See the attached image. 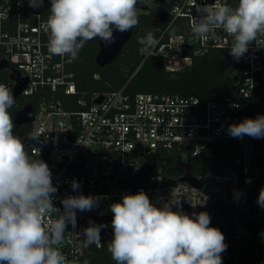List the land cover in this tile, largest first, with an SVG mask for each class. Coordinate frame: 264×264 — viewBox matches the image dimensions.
Listing matches in <instances>:
<instances>
[{"label":"built area","instance_id":"1","mask_svg":"<svg viewBox=\"0 0 264 264\" xmlns=\"http://www.w3.org/2000/svg\"><path fill=\"white\" fill-rule=\"evenodd\" d=\"M158 1L159 10H166L169 19L161 24L164 30L158 38L157 49L163 46L164 54L151 57L157 58L167 72L190 68L196 57L212 49L230 54L234 37L217 28L207 38H194L191 25L193 18L200 15L196 6L220 3L235 8L238 0ZM50 7L51 0H43L38 8L30 7L28 0H0V66L5 64L0 74L7 72L8 76V81L0 84L14 94L17 85L24 83L13 106L31 108L33 120L27 123L31 127L20 139L31 159L48 165L57 188L53 205L62 212L61 201L68 196L100 198L92 210L76 211L75 229L67 226L62 251L68 260L82 264L86 253L102 249L105 241L114 238L110 206L122 202L124 195L142 190L157 207L179 198L180 204L188 206L180 211L193 215L207 210L205 205L212 198L208 192L214 186L219 189L220 184L230 181L216 177L199 187L190 182L183 184L176 176L165 173L163 167L157 169L158 161L189 162L213 143H221L222 153L234 144L245 153V189L259 192L264 184L262 172L258 183L249 176V168L254 165V138H234L228 128L239 124L237 118L244 103L264 96V32L248 45L240 66L234 65L237 90L233 97L203 103L197 96L133 95L123 87L103 94L96 92L87 99L78 90L76 75L70 69L74 60L48 51ZM13 74L18 79H12ZM94 78L99 79V75ZM34 135L38 137L32 138ZM154 165L151 172L141 174L144 167ZM194 179L200 183L203 180ZM73 181L79 185L76 190L72 188ZM172 210L178 211L176 205ZM49 219H55V215L45 217V224ZM90 222L107 225L100 231V247L84 246L83 230Z\"/></svg>","mask_w":264,"mask_h":264},{"label":"clouds","instance_id":"2","mask_svg":"<svg viewBox=\"0 0 264 264\" xmlns=\"http://www.w3.org/2000/svg\"><path fill=\"white\" fill-rule=\"evenodd\" d=\"M139 2L51 0L47 20L49 53L75 60L84 45L97 38L110 47L116 43L114 31L124 33L138 25ZM28 4L38 8L43 0H28ZM196 11L200 15L192 21L194 38H207L214 29H223L234 37L230 54L237 60L248 51L258 33L264 32V0H238L235 8L204 4L196 6ZM138 43L142 55L164 54L165 48L157 49L159 40L152 32L139 37ZM14 103L12 92L0 84V264H76L62 251L66 228L70 224L75 229L76 211L92 210L100 198L68 196L61 201L62 212L53 205L57 188L48 165L31 159L21 139L13 134L8 110ZM228 133L234 138L264 137V115L232 124ZM72 188L76 190L79 185L73 181ZM258 203L264 207V188ZM173 205L180 207L179 198L157 207L141 190L124 195L122 202L110 206L114 238L107 250L116 264H222L221 253L227 248L225 237L218 228L209 227L208 213L189 216L173 211ZM53 215L55 219L45 224V217ZM105 227L90 222L83 230L84 246L100 247V231ZM83 264L89 261L85 259Z\"/></svg>","mask_w":264,"mask_h":264},{"label":"trees","instance_id":"3","mask_svg":"<svg viewBox=\"0 0 264 264\" xmlns=\"http://www.w3.org/2000/svg\"><path fill=\"white\" fill-rule=\"evenodd\" d=\"M137 15L139 23L132 28L133 36L112 64L104 68L96 65L95 59L99 52L97 43L87 42L79 52L78 59L74 60L70 69L76 75L77 87L81 94L89 99L93 93L103 94L125 87L126 92L133 95L165 93L186 97L197 96L203 103L234 96L237 90V70L234 69V65L236 63L240 66L241 57L237 60L223 50L212 49L204 56L196 57L190 68L169 73L157 58L151 56L146 58L142 55L139 52L141 45L138 43V38L145 36L147 32H152L158 39L164 26L156 21L154 13ZM96 74L99 75V79L94 78ZM0 81H8V77L4 75L0 77ZM73 107L78 109L76 105ZM20 111L21 106L10 108L13 124ZM261 115H264V96L262 99L244 103L237 121L240 123L246 118L256 119ZM30 127L28 124L17 129L13 127V134L21 138ZM221 147V143H213L199 157L190 158L186 163L189 164L194 178L201 177L210 181L221 177L236 182L233 203L237 211L234 216L210 217L209 227L218 228L225 237L224 243L227 248L221 253L222 264H264V244L255 241L256 236L264 233L263 228L248 223L251 219L257 222L260 218L259 210L264 209L258 203L259 193L264 184H261L259 192L246 190L243 148L229 144L228 151L219 154ZM253 147V164L262 170L260 178L264 179V137L254 138ZM173 162L176 164L175 160ZM157 165V169L163 167V171L169 175L177 177L181 175L178 169L169 170L170 166H166L165 163L158 161ZM241 225L247 228L250 236L238 234V227ZM111 241H105L102 249H91L82 258V264L85 259L89 264H116L107 250Z\"/></svg>","mask_w":264,"mask_h":264},{"label":"rangeland","instance_id":"4","mask_svg":"<svg viewBox=\"0 0 264 264\" xmlns=\"http://www.w3.org/2000/svg\"><path fill=\"white\" fill-rule=\"evenodd\" d=\"M144 6L147 7V10L143 9ZM159 9H160V3L158 0H149L148 2H145V3L140 1L136 6L137 14L154 13L156 15V13ZM6 73L7 72H3L2 75H5ZM219 154H221V151L219 152ZM165 162L167 163L168 160H166ZM170 168H169V170L177 171V169H178V171L181 172V175L178 177L176 176V177H177V180H181V182L183 184H188L190 182V178L193 177L191 170L189 169V164H187L186 162L176 163L174 167H170ZM261 172H262V170L255 165H253L251 168H249V176L253 177L255 179L256 183H258L259 175L261 174ZM235 184H236V182H234V181H229L228 183L220 184L219 185V187H220L219 189L221 190L220 192H219V189H217L215 186H214L213 190L210 189L211 191H209L208 193L212 198L206 203L205 208L211 212L212 210H214L213 208H214L215 203H217L216 206H218L219 204H221V202H223V203L229 202V201L233 202ZM207 188H209V186ZM180 206L182 207V210L185 209L186 207L188 208V206L185 204H180ZM233 209H236L235 205H234ZM185 214H188V213L186 212ZM258 217H260V218L257 222H254L251 219L248 221V223H254L257 226H261L263 228V231H264V209L259 210V216ZM238 234L240 236H242L243 234H247L250 236L247 228L244 227L243 225L238 227ZM255 240L257 243L264 244V233L260 234L258 237H256Z\"/></svg>","mask_w":264,"mask_h":264},{"label":"water","instance_id":"5","mask_svg":"<svg viewBox=\"0 0 264 264\" xmlns=\"http://www.w3.org/2000/svg\"><path fill=\"white\" fill-rule=\"evenodd\" d=\"M143 9L147 10V7L145 6V7H143ZM168 19H169V14L166 10L157 11L156 21L159 22V24H165L168 21ZM114 36L116 38V43L111 45L110 47H105L103 42L100 41L98 38L93 40V41H89V42L97 43L99 45V52L96 56L95 62H96V65L100 68H104V67L112 64L118 58V56L122 52L124 46L128 43V41L133 36V32H132V29H130L129 31L124 32V33L114 31ZM4 67H5V64L3 66H0V70L3 69ZM11 78L14 80L18 79V75L13 74L11 76ZM24 88H25L24 83L17 85L15 92L13 94V98L16 99L21 94V92L24 90ZM101 100H102V98L99 99V101H101ZM31 113H32V109L29 107L22 110L21 112H19L14 119V127L18 128L19 126L23 125L26 122H31L33 120L32 117H30ZM148 167L143 168L142 173H141L142 175H144L145 172H147V171H148V173L151 172L155 168V165L154 166H148ZM207 182H209V180H203L200 183L197 180H195L193 177L190 178V183L195 187H199L200 184L204 185ZM173 185H175V184H173ZM176 209L178 211H180V210H182V207L180 206L178 208L176 206ZM234 211L235 210H232L233 214L236 213ZM208 215L210 217L215 216L213 211L209 212Z\"/></svg>","mask_w":264,"mask_h":264},{"label":"crops","instance_id":"6","mask_svg":"<svg viewBox=\"0 0 264 264\" xmlns=\"http://www.w3.org/2000/svg\"><path fill=\"white\" fill-rule=\"evenodd\" d=\"M1 70H2V69H1ZM1 70H0V71H1ZM5 75L7 76V73H6ZM2 76H4V75L0 74V77H2ZM7 77H8V76H7ZM27 123H29V122H26L25 124H27ZM21 126H23V125H21ZM19 127H20V126H19ZM14 129H17V128L14 127ZM221 153H222V152H221ZM168 162H171V161L168 160ZM168 162H167V163H168ZM167 163L165 162V165H166V166H168ZM179 172H180V171H179ZM201 182H202V181H201ZM231 200H232V199H231ZM216 204H217V203L214 204V208L217 207ZM221 204H228L227 207L230 209L231 213H228L227 215H226V214H224V215H219V216H218V215H215V216H212V218H219V217L227 218V217L234 216V214L232 213V210H235L234 212H236L237 210H236V209H233V207H234V205H233L234 203H233V202H230V201H229V202H224V203L221 202ZM221 204H219V205H221ZM219 205H218V206H219ZM209 212H210V211L207 210V213H209ZM258 236H259V235H258ZM258 236H256V237H258ZM256 237H255V239H256ZM255 241H256V240H255Z\"/></svg>","mask_w":264,"mask_h":264},{"label":"flooded vegetation","instance_id":"7","mask_svg":"<svg viewBox=\"0 0 264 264\" xmlns=\"http://www.w3.org/2000/svg\"><path fill=\"white\" fill-rule=\"evenodd\" d=\"M173 164H175V162H173V161L167 163V165L170 167L173 166ZM227 206H228V204H221V205L213 208L214 210H212V211H213L214 215H218V216L224 215V214L227 215L228 213H231L230 209ZM204 212H207V210Z\"/></svg>","mask_w":264,"mask_h":264}]
</instances>
